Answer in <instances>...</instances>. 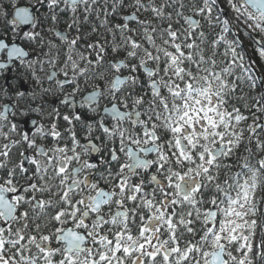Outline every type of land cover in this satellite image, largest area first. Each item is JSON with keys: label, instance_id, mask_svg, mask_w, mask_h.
<instances>
[{"label": "snow or ice", "instance_id": "snow-or-ice-1", "mask_svg": "<svg viewBox=\"0 0 264 264\" xmlns=\"http://www.w3.org/2000/svg\"><path fill=\"white\" fill-rule=\"evenodd\" d=\"M226 3L0 0V264H264V91L228 38L264 59V0Z\"/></svg>", "mask_w": 264, "mask_h": 264}, {"label": "trees", "instance_id": "trees-1", "mask_svg": "<svg viewBox=\"0 0 264 264\" xmlns=\"http://www.w3.org/2000/svg\"><path fill=\"white\" fill-rule=\"evenodd\" d=\"M5 3H8V0H4ZM31 2H34V0H31ZM30 3V0H20L17 5L18 6H28V4ZM221 6H222V2H221ZM229 8V7H228ZM9 11H12V9H8ZM63 20H67L68 17L67 16H63L62 18ZM93 22L94 21V18H93ZM61 28L64 27V24L62 23L60 25ZM238 32L236 31V29L234 28L233 29V32L232 34L229 35V39H233V37L236 38V34ZM258 40V39H257ZM250 51L251 52V60L252 61H255V64L253 65V71L258 73V74H261L264 76V61L258 56L257 52L254 50L253 48V43L250 44ZM18 76V72H17V69L15 68L12 72V74L10 75V84H19V82L16 80V77ZM0 85H5V77H0ZM29 88V85L28 84H23L22 85V89L21 90H27ZM243 91L244 93L246 94V96L248 97V100L247 102L248 103H253L255 99H258L260 97V94L258 93V91L255 89V88H249L247 86V84L244 85V88H243ZM2 100H6L5 99H0V103ZM243 104H244V101H240V102H237V106H240L241 107V111H245V109L243 108ZM51 105H55L56 107H60L61 111L64 112L66 111V109H64L60 104H59V101L58 99L56 98H51L50 99V106ZM245 114H248L247 112H245ZM35 118V117H34ZM251 120L245 122V124L247 123H250ZM61 123V122H60ZM62 125V123H61ZM85 133L82 132L79 136H83ZM255 147V145H253V148ZM234 159V158H233ZM254 162V161H253Z\"/></svg>", "mask_w": 264, "mask_h": 264}, {"label": "rangeland", "instance_id": "rangeland-1", "mask_svg": "<svg viewBox=\"0 0 264 264\" xmlns=\"http://www.w3.org/2000/svg\"><path fill=\"white\" fill-rule=\"evenodd\" d=\"M19 1H20V0H12V2H14V3H16V4H17ZM221 2H222V6H221V7H222L223 9H225L226 11H228V14H229L230 16H233L234 13L228 8V4L226 3V0H221ZM234 28H235L236 31L238 32V33L236 34L237 37L239 38L240 41H242V45H241L242 48H240V49H238V50H241V51H243L244 53H245V52L247 53V51H248V54L245 53V61L247 62V61H248L247 56L250 55L251 52H252V51L250 52L248 48H250V44L253 43V42H252V40L249 38V36L245 34V33H246V29L244 28L243 23H237V22L234 21ZM252 35H254L255 38L258 39V40L264 39V37H261L260 35L255 34V33H253ZM253 48H254V50L256 49V46H255L254 44H253ZM243 49H245V51H244ZM255 51H256V50H255ZM256 52H257V51H256ZM257 54H258V53H257ZM262 60L264 61V59H262ZM252 75H253V77H255L254 73H252ZM255 89L258 91V93H259L260 95H261V92L264 91V88H261V87H259V85H257V80H256V87H255ZM6 102H7V100H5V101L2 100L1 103H0V105H2L3 103H6ZM261 138H264V133L261 134ZM259 195H264V192L259 193Z\"/></svg>", "mask_w": 264, "mask_h": 264}, {"label": "flooded vegetation", "instance_id": "flooded-vegetation-1", "mask_svg": "<svg viewBox=\"0 0 264 264\" xmlns=\"http://www.w3.org/2000/svg\"><path fill=\"white\" fill-rule=\"evenodd\" d=\"M248 49H249V51H250V48H248ZM250 52H251V51H250ZM246 54H248V51H247ZM248 56H249V55H248ZM14 69H15V68L12 69V72H13ZM12 72H11L10 74L5 73L6 81H7V79L10 77V75L12 74ZM261 76H262L263 78L261 79V81L258 80V85H259V87L262 88V80H264V76H263V75H261ZM1 78H2V77H1ZM9 82H10V81H7L8 84H10ZM7 102H8V101H7ZM33 118H34V117H33ZM34 119H39V117H35ZM61 123H62V125H61V130H63V128L66 127V125L64 124L63 121H61ZM24 127H25V128H30L31 125H30V123H26V124L24 125ZM76 130H77L78 135H80L82 132H84V130L81 128L80 125H77ZM261 134H262V133H260V135H261ZM48 143H51V141H48ZM105 155H106V153H105Z\"/></svg>", "mask_w": 264, "mask_h": 264}, {"label": "water", "instance_id": "water-1", "mask_svg": "<svg viewBox=\"0 0 264 264\" xmlns=\"http://www.w3.org/2000/svg\"><path fill=\"white\" fill-rule=\"evenodd\" d=\"M26 30V29H25ZM12 69L13 68H11V70L10 71H8V73H11L12 72ZM260 79V78H259ZM7 81H9V78L7 79ZM260 81H261V79H260Z\"/></svg>", "mask_w": 264, "mask_h": 264}]
</instances>
